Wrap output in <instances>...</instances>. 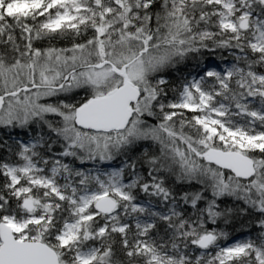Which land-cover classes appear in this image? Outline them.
<instances>
[{"label":"snow or ice","instance_id":"1","mask_svg":"<svg viewBox=\"0 0 264 264\" xmlns=\"http://www.w3.org/2000/svg\"><path fill=\"white\" fill-rule=\"evenodd\" d=\"M0 264H264V0H0Z\"/></svg>","mask_w":264,"mask_h":264}]
</instances>
